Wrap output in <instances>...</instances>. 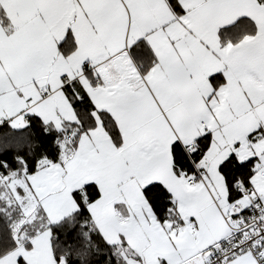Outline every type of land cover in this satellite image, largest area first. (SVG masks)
Wrapping results in <instances>:
<instances>
[{
	"label": "snow or ice",
	"instance_id": "snow-or-ice-1",
	"mask_svg": "<svg viewBox=\"0 0 264 264\" xmlns=\"http://www.w3.org/2000/svg\"><path fill=\"white\" fill-rule=\"evenodd\" d=\"M0 264H264V0H0Z\"/></svg>",
	"mask_w": 264,
	"mask_h": 264
}]
</instances>
